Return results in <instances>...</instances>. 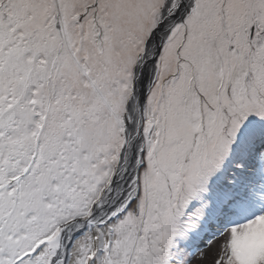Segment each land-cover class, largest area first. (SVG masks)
Returning <instances> with one entry per match:
<instances>
[{
	"label": "snow or ice",
	"instance_id": "snow-or-ice-1",
	"mask_svg": "<svg viewBox=\"0 0 264 264\" xmlns=\"http://www.w3.org/2000/svg\"><path fill=\"white\" fill-rule=\"evenodd\" d=\"M0 264H264V0H0Z\"/></svg>",
	"mask_w": 264,
	"mask_h": 264
}]
</instances>
